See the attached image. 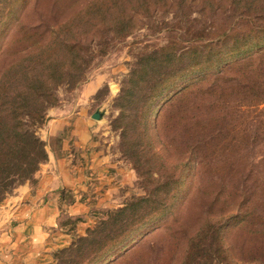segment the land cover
<instances>
[{"label":"rangeland","instance_id":"rangeland-1","mask_svg":"<svg viewBox=\"0 0 264 264\" xmlns=\"http://www.w3.org/2000/svg\"><path fill=\"white\" fill-rule=\"evenodd\" d=\"M79 1L0 0V87L4 82L6 92H23L31 72L53 78L51 96L36 93L29 103L40 117H20L43 143L45 159L46 122L57 115L81 118L98 153L129 177L124 185L112 175L103 181L104 189H116L115 201H102L92 225L51 264L123 257L122 264H264V0H149L152 5L132 11L126 1L131 23L120 31L100 21L116 13L95 19L78 11ZM67 19L63 30L78 48L30 54L33 30ZM208 47L219 48V62L201 61L144 107L157 75L169 70L162 54L186 51L174 65L178 71L187 51L205 54ZM61 71L66 75L55 81ZM132 72L140 81L128 102L120 95ZM94 110L100 119L90 117ZM36 170L0 189L3 200L33 183ZM137 197L152 200L154 210L107 250L100 222Z\"/></svg>","mask_w":264,"mask_h":264},{"label":"crops","instance_id":"crops-1","mask_svg":"<svg viewBox=\"0 0 264 264\" xmlns=\"http://www.w3.org/2000/svg\"><path fill=\"white\" fill-rule=\"evenodd\" d=\"M57 116L44 126L46 159L35 181L0 203V264H51L57 250L92 225L102 201H115L116 189H104L103 181L111 175L123 185L129 180L93 146L89 122Z\"/></svg>","mask_w":264,"mask_h":264},{"label":"trees","instance_id":"trees-1","mask_svg":"<svg viewBox=\"0 0 264 264\" xmlns=\"http://www.w3.org/2000/svg\"><path fill=\"white\" fill-rule=\"evenodd\" d=\"M126 1L132 3V5L129 6L131 11L136 10L137 8L152 5L149 0H82L79 1L78 11H87L89 13L96 14L93 16L95 19L104 15L111 16L116 13L113 18H107L104 20L100 18V21H103L106 26L110 27L111 30L114 31V29H117L120 31V29L123 28L127 29L131 23L130 17L128 16L130 10L126 9L124 6V2L126 3ZM233 3L234 1L231 2V4ZM127 10L129 11L127 12ZM82 14L87 15L85 12H82ZM67 21L68 19L64 20L60 24H51L44 27V29L40 32L33 30L36 34V38H33L34 49L30 52V54L34 52H38V54H40V52L45 49L54 48L71 53V51L78 48V44L75 43V39L73 40L72 38L66 36L69 30H63ZM88 25L92 26L94 24L90 22ZM253 43L254 45L256 44V42ZM240 51L241 50H238L237 53ZM185 52L186 51L173 53L171 51H167L165 54L161 55V58L166 62L165 67H168L169 70L164 75H157L156 82L151 85L149 90L150 92L146 95V101L147 99L148 101L144 102V107L145 104L147 105L150 98L160 94L163 90L169 87L174 80L183 77L187 73L185 71L189 69L191 71L194 68H197L198 63L201 61L203 63L210 62L212 56L216 57L214 60H217V62L220 60L219 48L208 47L205 54H201L197 49L189 50L187 52L191 55H187L188 61L183 64L178 71H176L177 68L175 69L174 65H180L182 63V59L187 54ZM260 55L262 54L260 53ZM201 57L203 60H201ZM150 60L152 61V58H150ZM154 61H157L156 57H154ZM65 68L66 66H63L62 69L64 70ZM32 69L33 68H31V70ZM61 73L63 74L55 81L61 80L66 75V72L64 71H61ZM131 74L132 76L129 77L127 86L122 89V93L120 95L128 102H131V98L134 96L132 89L136 87L137 82L140 81L138 76L137 78H133V72ZM52 79V77L47 78L45 76L44 78H41V76L31 72L29 78L25 82L26 84L23 92L20 90L6 92L4 82L3 87H0V189L6 187L8 184L17 182L21 178H27L34 172V170H36L39 163L45 159L43 143L32 131L26 130L22 127L20 117L21 115H25L31 120H35L40 117L37 109L29 103L34 100L36 101L39 97L36 96V93H40L42 96L46 97L51 96L47 90L49 87L47 84L52 83ZM14 82H17V80H14ZM38 88H42V91L36 92L39 91ZM185 89L186 85L179 90L183 93ZM8 140L10 142V144L7 145L9 150L4 152L2 148L7 144ZM2 201L3 197L0 195V203ZM152 202L153 201L149 200L147 197H137L129 201L127 204H122L120 207L107 214L106 220H102L100 222L102 223L101 229L98 231L99 233H102L104 240H106L107 245L109 246L107 250L121 244L129 237L134 223H136L139 219L146 217V215L154 210L152 208L156 205L152 204ZM148 204L150 207L147 206ZM89 230L92 232L93 228L88 229L87 233ZM94 232L96 231H93V233ZM196 235H198V231ZM80 237L81 238H79V240H82L85 236ZM193 239L194 238L187 240L186 251L189 248L188 244L191 243ZM92 241L94 242V239H92ZM71 243L72 242H69L66 246L57 250L54 253V258H56L57 253L60 251L73 246ZM77 249H79V246H77ZM126 258L127 257L112 260L107 264H122L123 261L127 260Z\"/></svg>","mask_w":264,"mask_h":264},{"label":"water","instance_id":"water-1","mask_svg":"<svg viewBox=\"0 0 264 264\" xmlns=\"http://www.w3.org/2000/svg\"><path fill=\"white\" fill-rule=\"evenodd\" d=\"M101 115H102V112L99 111V110H94L91 114H90V117L92 119H95V120H98L101 118Z\"/></svg>","mask_w":264,"mask_h":264}]
</instances>
